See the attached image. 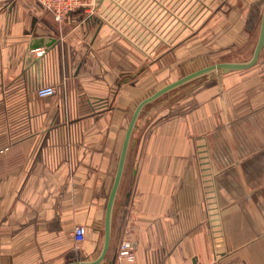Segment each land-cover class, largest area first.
Listing matches in <instances>:
<instances>
[{"label":"crops","instance_id":"0c3cea01","mask_svg":"<svg viewBox=\"0 0 264 264\" xmlns=\"http://www.w3.org/2000/svg\"><path fill=\"white\" fill-rule=\"evenodd\" d=\"M228 2L248 42L264 0ZM52 19L35 0L0 2V264H66L97 249L143 92L126 41L109 28L77 40L83 24ZM38 36L56 41L32 47ZM33 68L56 95L37 96ZM213 80L139 119L114 209L115 233L132 223L138 240L124 264H264V49L254 66ZM77 224L87 235L75 251Z\"/></svg>","mask_w":264,"mask_h":264},{"label":"rangeland","instance_id":"374dc122","mask_svg":"<svg viewBox=\"0 0 264 264\" xmlns=\"http://www.w3.org/2000/svg\"><path fill=\"white\" fill-rule=\"evenodd\" d=\"M232 8L233 5L227 3V0H105L103 6L95 13L96 20H92L90 25L82 26L81 31L73 30V36L77 40L88 42L96 38L99 30L109 28L111 34L130 45V82L132 85L142 84L143 88V92L130 107L131 117L142 98L181 76L218 61L246 60L251 57L260 22L246 42L242 36H235V17L229 14ZM50 21L53 25L55 22L59 24L54 17ZM78 21L66 24L70 27L69 31L77 25H82ZM222 73L203 75L166 93L147 104L139 119L144 116L146 120L156 114L157 110L184 98L198 85L210 84L213 79L217 80ZM56 87L58 91L59 87ZM138 123L128 155H135L134 141L140 130ZM126 173L129 174L128 171ZM128 180L129 175L126 176V181ZM119 223L120 219L113 215L112 242L107 259L102 264H109V259L117 252L123 235L115 233ZM100 228L101 238L97 249L79 260L91 259L100 253L104 223Z\"/></svg>","mask_w":264,"mask_h":264},{"label":"water","instance_id":"95a60500","mask_svg":"<svg viewBox=\"0 0 264 264\" xmlns=\"http://www.w3.org/2000/svg\"><path fill=\"white\" fill-rule=\"evenodd\" d=\"M56 41V38L54 36H38L32 39L31 46L37 47V46H50ZM264 49V2H263V9L261 14V20L259 25V32L258 37L252 52V55L250 58L246 60H223L218 61L212 64H209L205 67H202L200 69H197L195 71H192L188 74H185L181 76L180 78L166 84L165 86L161 87L160 89L156 90L152 94L142 98L137 105L134 108V111L131 114V118L129 121V124L127 126L119 159L118 164L115 172V177L111 186V190L108 196V201L106 205V213H105V220H104V238H103V244L100 250V253L91 259H83V260H75L70 261L66 264H102L108 256V252L111 246L112 237H113V215H114V209H115V203L117 199V195L119 193L123 176L126 169L127 164V158L129 154V150L132 143V137L135 130V127L138 123L139 117L141 112L143 111V108L153 102L154 100L158 99L159 97L165 95L166 93L181 87L182 85L197 79L203 75L206 74H213L216 72H228L233 70H243L250 68L254 66L262 51ZM130 193H128L129 196ZM114 262V259L111 260V263Z\"/></svg>","mask_w":264,"mask_h":264},{"label":"built area","instance_id":"2783aa9c","mask_svg":"<svg viewBox=\"0 0 264 264\" xmlns=\"http://www.w3.org/2000/svg\"><path fill=\"white\" fill-rule=\"evenodd\" d=\"M8 0H0L7 2ZM35 2L44 10L51 14L60 24L78 23L84 26L90 25L92 20H96L95 13L103 6L105 0H35ZM37 54L44 52V49H35ZM32 61L27 65L31 67ZM33 67V66H32ZM28 83L34 89L39 97H51L56 95L57 87L54 83L45 82L34 68L29 72ZM7 147L0 151L6 150ZM87 235V227L84 224H77L72 229V237L74 240V250L77 251L81 244L85 241ZM138 240L135 233V227L132 223L127 224L121 237L116 252L115 261L111 264H124L126 262H134L136 260V248Z\"/></svg>","mask_w":264,"mask_h":264}]
</instances>
